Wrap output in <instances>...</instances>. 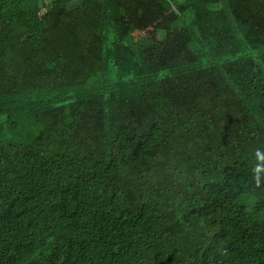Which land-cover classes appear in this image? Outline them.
Listing matches in <instances>:
<instances>
[{
	"label": "trees",
	"instance_id": "16d2710c",
	"mask_svg": "<svg viewBox=\"0 0 264 264\" xmlns=\"http://www.w3.org/2000/svg\"><path fill=\"white\" fill-rule=\"evenodd\" d=\"M257 148L264 0H0V264H264Z\"/></svg>",
	"mask_w": 264,
	"mask_h": 264
},
{
	"label": "clouds",
	"instance_id": "9594fccd",
	"mask_svg": "<svg viewBox=\"0 0 264 264\" xmlns=\"http://www.w3.org/2000/svg\"><path fill=\"white\" fill-rule=\"evenodd\" d=\"M256 163L252 166V172L254 173V179L259 180V174L264 172V150L257 148L254 153Z\"/></svg>",
	"mask_w": 264,
	"mask_h": 264
},
{
	"label": "rangeland",
	"instance_id": "374dc122",
	"mask_svg": "<svg viewBox=\"0 0 264 264\" xmlns=\"http://www.w3.org/2000/svg\"><path fill=\"white\" fill-rule=\"evenodd\" d=\"M46 1H47V0H46ZM74 6H75V1H73V2L69 5L70 8H72V7H74ZM134 35H138V34L134 33L133 36H134ZM138 36H139V35H138ZM136 37H137V36H136ZM159 39H160V37H159Z\"/></svg>",
	"mask_w": 264,
	"mask_h": 264
}]
</instances>
